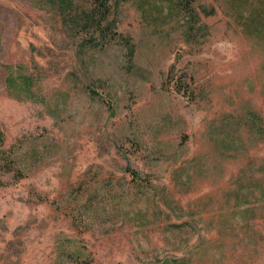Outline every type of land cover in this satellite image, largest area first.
I'll return each instance as SVG.
<instances>
[{"label": "rangeland", "instance_id": "1", "mask_svg": "<svg viewBox=\"0 0 264 264\" xmlns=\"http://www.w3.org/2000/svg\"><path fill=\"white\" fill-rule=\"evenodd\" d=\"M0 264H264V0H0Z\"/></svg>", "mask_w": 264, "mask_h": 264}, {"label": "trees", "instance_id": "2", "mask_svg": "<svg viewBox=\"0 0 264 264\" xmlns=\"http://www.w3.org/2000/svg\"><path fill=\"white\" fill-rule=\"evenodd\" d=\"M127 47H128V57L129 59H133L134 54H135V46L134 44L128 43Z\"/></svg>", "mask_w": 264, "mask_h": 264}]
</instances>
